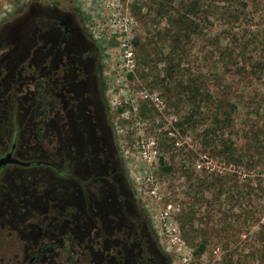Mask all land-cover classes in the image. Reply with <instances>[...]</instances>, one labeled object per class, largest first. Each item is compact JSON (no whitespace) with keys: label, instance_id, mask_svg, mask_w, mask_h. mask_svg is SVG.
<instances>
[{"label":"rangeland","instance_id":"1","mask_svg":"<svg viewBox=\"0 0 264 264\" xmlns=\"http://www.w3.org/2000/svg\"><path fill=\"white\" fill-rule=\"evenodd\" d=\"M191 1L0 0V60L29 42L39 2L70 6L100 47L104 86L90 88L96 123L170 264H264V0H213L192 17L198 32L177 39L168 11ZM229 3L237 21H229ZM198 75L212 94L186 92ZM31 97L0 94V108L26 109ZM218 103L232 116L225 134L212 124ZM6 135L0 128V153ZM225 142L235 160L222 152ZM19 176L25 196L30 182L50 183L45 170ZM5 215L1 208L0 264L22 251L11 237L30 230L20 223L21 234Z\"/></svg>","mask_w":264,"mask_h":264},{"label":"flooded vegetation","instance_id":"2","mask_svg":"<svg viewBox=\"0 0 264 264\" xmlns=\"http://www.w3.org/2000/svg\"><path fill=\"white\" fill-rule=\"evenodd\" d=\"M27 37L0 60V94L33 95L26 109L22 103L0 108L7 132L0 157L11 152L29 163L0 168L2 214L21 234L30 228L11 237L22 251H10L5 264H170L96 123L90 88L96 81L98 92L103 89L96 40L70 6L42 2ZM24 130L32 138H23ZM27 169L45 170L50 183L30 182L25 196L17 190Z\"/></svg>","mask_w":264,"mask_h":264},{"label":"trees","instance_id":"3","mask_svg":"<svg viewBox=\"0 0 264 264\" xmlns=\"http://www.w3.org/2000/svg\"><path fill=\"white\" fill-rule=\"evenodd\" d=\"M243 1L245 2V0H242V2ZM257 1L258 0H247V2H245V3H252L253 2L254 4H256ZM234 2H235V0H233L232 3H234ZM244 2H243V5H246ZM209 3L210 4L213 3V0H203V4L200 3L199 0H197V1L194 0V1H191L188 3H185L184 8L180 11H177V12L175 11L174 15L171 12L172 10L170 12L168 11L170 18H173L176 16L174 18V20L171 19V21H175L174 23L177 24V30H179V31L175 30V32L177 33L176 34L177 39H179L181 37L180 36L181 32H183V36H186L185 38H187V39L189 38L188 35L194 33V31L198 32L199 23L196 20H193L192 17H193V15L197 14L198 9H202V11H206L207 7L209 6ZM228 9H229V12H228L229 21H234V20L237 21L238 20L237 15H238L239 10H237L236 12L233 13L232 11L234 9V6L231 3H229ZM203 78L204 77H202L201 75H198V76H193L189 79V81H186L185 85H184L186 92L191 93V94H212L211 89L205 86V84L203 82ZM101 83H102V86H104L103 79H102ZM210 98H211V96H209L208 99H210ZM217 108H218V111L216 113H214V118H213L212 124H215V126L217 125L218 132H222V134H225L224 130L227 127V125L231 124L232 116L228 112L227 113L224 112V114L222 113V111L220 110V103L216 104V110H217ZM223 147L224 148H223L222 152L224 154L228 155L229 158H231V159L236 158L237 155L235 154L232 145L225 142L223 144ZM140 208H141V211L146 216V218H148L147 211L141 203H140ZM202 249H204V246H202Z\"/></svg>","mask_w":264,"mask_h":264},{"label":"water","instance_id":"4","mask_svg":"<svg viewBox=\"0 0 264 264\" xmlns=\"http://www.w3.org/2000/svg\"><path fill=\"white\" fill-rule=\"evenodd\" d=\"M8 163H16L20 165L29 164L28 162H24V161L18 160L17 158H14L11 152H8L7 154L0 157V168Z\"/></svg>","mask_w":264,"mask_h":264}]
</instances>
